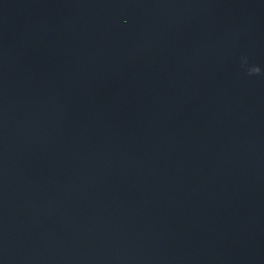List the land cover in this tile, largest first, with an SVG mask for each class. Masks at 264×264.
Segmentation results:
<instances>
[{
    "label": "water",
    "instance_id": "95a60500",
    "mask_svg": "<svg viewBox=\"0 0 264 264\" xmlns=\"http://www.w3.org/2000/svg\"><path fill=\"white\" fill-rule=\"evenodd\" d=\"M0 264H264V0H0Z\"/></svg>",
    "mask_w": 264,
    "mask_h": 264
}]
</instances>
